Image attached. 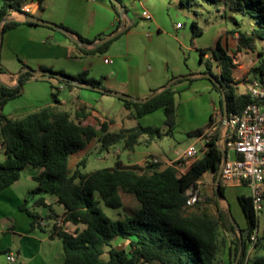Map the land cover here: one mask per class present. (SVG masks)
<instances>
[{
	"label": "trees",
	"instance_id": "obj_1",
	"mask_svg": "<svg viewBox=\"0 0 264 264\" xmlns=\"http://www.w3.org/2000/svg\"><path fill=\"white\" fill-rule=\"evenodd\" d=\"M38 1L39 9L44 10V0ZM106 1L119 16L115 27L117 30L122 24L119 9L112 0ZM119 1L123 3L130 19V22L124 25L123 32H126L138 22L130 17V7L125 0ZM205 1H223L228 9L254 19L253 26L246 32L238 29L226 31L227 34L237 35L238 51L243 47L253 48L256 39L264 38V0ZM13 11L31 15L23 10L22 1L2 0L0 24L7 19L3 24L4 34L23 23L9 19ZM24 23L35 24L27 20ZM192 30L194 36L203 32L196 21H192ZM119 36L120 34L115 38ZM102 37L104 35L97 39ZM79 38L90 41L82 36ZM115 38L93 48L81 47L69 39L85 54H102ZM221 43L222 37L213 50V56L206 60L204 72L212 73L225 88L230 114L242 110L252 102V99L246 93H239L233 85V74L237 67L235 56ZM206 53L207 51L201 50L202 63ZM214 65L219 69L218 72L214 70ZM40 69L60 73L65 78L55 75L37 76L26 71L19 77L15 86L0 82L1 108L11 99L20 96L25 82L33 77L49 80L53 88L52 103L34 112L21 117H11L0 111V147L4 148L6 154V158L0 161V191L18 181L26 166L41 168L34 177L36 187L28 193L20 208L32 217V226H40L44 219L53 220L50 231L52 235L62 239L65 254L63 264H215L219 261V253L228 242L230 264H234L241 247L240 234L234 227L228 208L221 203L214 188L222 164L223 153L218 141L222 138L223 119L215 130L205 131V128H198L188 133L190 136L202 135L206 147L203 148V155L194 160L183 172H179L177 167L183 162L181 159L173 164L164 161L125 164L118 159L115 166L85 173L82 167L88 162L87 154L77 162L74 169L70 166L72 155L87 149L94 141L100 145V150L109 151L121 141L124 142L125 149L134 150L135 146L143 141L152 143L165 136H173L177 125L178 93L174 85L186 79V76H181L146 102L122 98L125 107L134 110L130 113L131 117L138 118L163 109L167 130L141 124L111 130L110 123L113 121L107 120L100 123L101 134L98 135L94 125L84 124L87 108L82 107L76 112L63 109L60 107L59 95L61 85L81 87L75 82L77 80L102 88L101 80L89 78L87 70L72 75L62 70L55 71L45 67ZM0 70L4 72L1 65ZM253 71L254 77L249 80L258 79L256 74L261 73V80L264 81L263 65L254 67ZM53 79L57 84L52 81ZM212 84L213 89L219 94L223 114L221 89L215 82L212 81ZM213 122L214 118H211L209 128ZM223 147L227 149L226 140L223 141ZM208 176H211L214 182V197L204 198V201L201 200L192 206L187 205V188ZM221 191L225 195L226 186L222 178ZM122 192L133 194L141 207L133 214L113 218L104 211L101 203L109 208H123ZM47 195H56L57 203L64 206L63 222L84 224L85 227L71 232L59 224L58 214L53 212L43 219L34 207L45 206L52 209V205L46 200ZM238 201L246 220L245 227H240V230L242 232L248 229L243 238L239 264H248L250 261L248 252L254 255L252 264H264V233L261 235L258 233V213L254 210L252 198L240 194ZM208 205H214V213L209 211ZM221 230H224L226 235L221 237ZM254 233L256 239L252 240L251 236ZM117 237L127 239L129 247L114 245Z\"/></svg>",
	"mask_w": 264,
	"mask_h": 264
},
{
	"label": "crops",
	"instance_id": "obj_2",
	"mask_svg": "<svg viewBox=\"0 0 264 264\" xmlns=\"http://www.w3.org/2000/svg\"><path fill=\"white\" fill-rule=\"evenodd\" d=\"M1 2L2 0L0 3ZM22 3L23 6H31V15H35L40 10L38 0H23ZM125 3L130 9H136L138 5H141L143 11L147 10L150 12V10L145 7L144 3H142V0H125ZM43 5V19L58 25H63L70 33L78 37L82 36L90 41L97 40V37L101 35L106 36L113 33L119 20L116 11L106 0H44ZM151 15L152 17L150 19L143 17V15L142 17L153 20L154 22V15L152 13ZM25 16V14L17 11H13L9 15V19H14L23 23L15 28L9 29L3 36L0 52V65L4 68V72L1 71L0 73V79L3 82L15 86L17 84V76L23 67H25L24 65H29L35 69L45 67L55 71L62 70L72 75H78L87 70V76L89 78L101 80L102 88L120 91L136 98L144 99L150 96L154 90L164 87L171 78L190 73V77L186 76V79L174 85V88L178 91L176 95V106L178 111L180 114H186L187 118L190 120L198 119L200 114L205 111L207 116L209 115V120L204 122V126L201 127L205 128V131L213 130L212 127L209 128L208 126L211 118H214L216 123L217 119L220 118L221 109L219 94L213 89L212 80L203 75L205 73L204 69L191 72L187 67H176L172 70H166V72H162V70L161 72H152L151 70L147 73L144 72L142 64L140 65L137 63L131 65L132 63L130 62L125 64L122 63L121 58L129 57L133 48L131 44H129V40L126 42L125 48L123 47L124 43H118L120 41V36H122V34L131 36L133 28L136 25L131 27L128 31L122 32L119 37L115 38L105 53L85 54L70 40L71 38L67 33L47 25L24 23V21H26ZM129 22V18L125 19V23L128 24ZM181 27H183V25L177 22V28L180 29ZM156 29L158 33H160L161 28L157 23ZM148 36H150V34H148ZM206 56L209 57L210 54L206 53ZM105 59H109L110 61H106ZM9 63L15 64L12 70L7 66ZM200 64H202L201 57ZM151 69L154 70L153 66ZM190 78L191 80H189ZM35 79L37 82L47 83L52 87L51 82L45 78ZM79 85L81 87L77 88H71L65 85L60 86V94H62V98L60 99L61 108L76 112L82 107H86L87 117L84 119V124L94 125L98 135L101 134L100 123L107 120L113 121L110 123L111 130L115 127L119 129L124 127L118 123L109 108L105 105V103H108L125 107L121 97H119V101H116L112 99V97H106L111 96V94L90 88L84 82H81ZM200 89L204 91L197 93ZM178 97L181 99L179 105H177ZM99 105L102 106V109H99ZM210 106H212L211 109ZM158 110L163 111V109ZM143 116L138 118H142ZM175 133L176 129L171 137H174ZM193 137L195 138V143H202L204 148V137L202 135ZM198 137H201V139L197 141ZM97 145L96 143V146ZM191 145H189L188 148ZM202 146L199 150L201 151V156L204 152ZM187 149L183 152L176 151V156L173 158L153 153L149 155L157 156L167 164H173ZM148 156H146L145 159ZM201 156H196L191 159L190 164ZM5 158L6 154L4 148L0 147V161H3ZM145 159L138 164H143ZM181 160H183L181 165H185L186 160L184 158ZM40 171L41 168L28 165L22 170L18 181L0 191V264L64 263L65 254L62 239L51 234L50 228L53 226V220L48 221L44 219V217L51 212L58 214L57 220L61 216L64 217L65 209L61 213H57L54 210V205L58 204L57 196H46L47 202L52 205V209H50L48 214L43 215L37 211V206L34 207V210L44 219V223L42 222L40 226H32V217L20 208L28 193L36 187L37 182L34 177ZM201 181L203 183L204 180ZM234 187L237 186L227 185L226 190ZM112 209L117 210L120 208ZM59 224L71 232L81 230L85 227L84 224H74L72 222H63ZM122 241L128 240L123 239ZM229 245L230 242H228L225 251L219 257L218 264H230L231 256ZM9 254L15 256V261H9L7 259V255Z\"/></svg>",
	"mask_w": 264,
	"mask_h": 264
},
{
	"label": "rangeland",
	"instance_id": "obj_3",
	"mask_svg": "<svg viewBox=\"0 0 264 264\" xmlns=\"http://www.w3.org/2000/svg\"><path fill=\"white\" fill-rule=\"evenodd\" d=\"M142 3H144L145 7L154 15L155 21L153 22V20L142 17L143 7L141 5H138L136 9H130V17L137 20L138 24L133 28L131 36L127 34H122V36H120V41L118 43H124L123 47L125 48V44L129 40V44H131L133 48L131 55L129 57L127 56L128 59L127 57L121 58L122 63L125 64L130 62L132 63L131 65L137 63L140 65L142 64L144 72L147 73L151 70L152 72H161V70L162 72H166V70H172L176 67H187L191 72L198 69L203 70L206 66V60L213 56V50L217 47L218 41L222 37L221 44L235 56L237 67L233 74V85L239 93H246L245 84L247 80L254 77V67L263 65L264 71V38L256 39L253 48L243 47L242 50L238 51L237 35L234 36L230 33H226V31L233 29H238L242 32L248 31L254 23L252 17L228 9L223 1L207 2L205 0H183V2H181V0H142ZM192 21H196L198 26L202 29L203 32L201 35L194 36ZM155 22L160 25V33H158L156 29ZM177 22H180L183 27L178 29ZM148 34H150V36H148ZM201 50H205L207 54H210L209 57L206 55L203 56L204 62L202 64H200V57H202ZM7 66L12 70L15 64L9 63ZM152 66L154 70L151 69ZM213 68L215 71H219L215 65ZM189 74L190 73L179 76H188ZM256 76L258 79H261L262 74L257 73ZM52 81L57 84L55 79ZM203 91V89H200L197 93ZM52 92L53 88L50 87L49 84L40 81L37 82L35 78H31L25 82L23 93L7 102L2 108L0 107V111L12 117H21L47 104H51ZM106 97H112V99L119 101V97L115 95ZM59 98H62V94L59 95ZM180 102L181 99L178 97L177 105H179ZM105 105L109 108L118 123L124 127H133L141 124L142 126L160 127L164 131L168 129L165 124L166 118L162 110H157L142 118H137L130 116V113L134 112L133 109L128 110L117 104L105 103ZM101 107L102 106L99 105V109H102ZM211 107L212 106H210V109ZM220 117L223 119L222 113H220ZM176 119L177 125L175 127L176 133L174 137L167 136L162 140H157L152 143L143 141L136 145L134 150L125 149L124 142L122 141L112 146L109 151L100 150V145L98 144L96 146V143L93 142L90 143L88 149L80 150L72 155L70 166L74 168L77 162L86 154L88 156V162L86 166L82 167V171L85 173H91L99 168L115 166L118 159L125 164L143 162L145 157L151 153L173 158L176 156V151L183 152L189 145L195 143V138L190 136L188 132L204 126V122L209 120V115L207 116L204 111L200 114L198 119L190 120L187 118L186 114H180L177 109ZM118 129V127H115L112 130ZM201 146L202 143H196V148L198 150L201 149ZM197 156H201V151L198 152ZM213 184L214 182L211 176L204 179L202 183L204 191L202 201L206 198L214 197ZM240 194L251 196V188L246 184H242L234 188H228L225 191L226 199L230 205L231 213L235 221L240 227H245V216L238 201V195ZM122 196L124 200L123 208L114 210L101 203L104 211L111 217L121 218L125 214H133L141 207L140 202L133 194L122 192ZM221 203L227 207V202L225 200H222ZM262 204L263 207L258 212V233L260 235L264 233V200ZM36 209L43 215L50 212V209L44 206H37ZM64 209V206L61 204L54 205V210L57 213H61ZM208 209L212 213L215 212L214 205H208ZM220 234L221 237L226 235L224 230H221ZM122 240L123 238L117 237L114 240V245L128 248L129 242ZM224 251L225 247H223L221 253H219V257ZM249 255L250 261L248 264H252L254 255L248 252V256ZM215 264H218V262Z\"/></svg>",
	"mask_w": 264,
	"mask_h": 264
},
{
	"label": "built area",
	"instance_id": "obj_4",
	"mask_svg": "<svg viewBox=\"0 0 264 264\" xmlns=\"http://www.w3.org/2000/svg\"><path fill=\"white\" fill-rule=\"evenodd\" d=\"M23 10L30 13L32 8L24 5ZM143 17L150 19L151 13L147 10L142 12ZM110 61L109 59H105ZM246 94L250 96L252 102L247 104L242 110L229 114V120L225 130L221 126L222 138L218 143L223 146L226 140L225 161L222 160L221 178L225 186H239L246 184L251 188L254 210L258 213L263 207L264 200V81L261 79L247 80ZM222 118L213 122L212 128L215 130ZM224 130V131H223ZM201 137L197 138V141ZM204 147H206L204 145ZM224 148V147H223ZM199 150L196 143L191 145L178 160L184 158L185 165L178 164L179 172H183L189 165L191 159L195 158ZM161 158L149 156L144 164L148 162H159ZM187 205L192 206L203 200L204 191L202 181L187 188ZM64 217L58 219L63 223ZM44 223V221H43ZM252 240L256 239V234H252ZM9 261H15V256L7 255Z\"/></svg>",
	"mask_w": 264,
	"mask_h": 264
},
{
	"label": "water",
	"instance_id": "obj_5",
	"mask_svg": "<svg viewBox=\"0 0 264 264\" xmlns=\"http://www.w3.org/2000/svg\"><path fill=\"white\" fill-rule=\"evenodd\" d=\"M118 7L119 9V12H120V15H121V18H122V24L120 26L119 29L115 30L113 33L109 34V35H106L102 38H99L95 41H86V40H83V39H80L77 35L73 34V33H70L67 29H65L64 27H61L51 21H48V20H45L42 18V10H39L35 15H26L25 16V20L27 21H31L35 24H42V25H47V26H51V27H54L58 30H61L65 33H67L69 35V37L74 41L76 42L79 46L81 47H87V48H93V47H97V46H100L106 42H108L109 40L115 38L116 36H118L119 34H121L124 29H125V19L128 18V12L126 11L123 3L119 0H112ZM7 19L3 20L2 23L0 24V52H1V47H2V43H3V36H4V33H3V24L4 22L6 21ZM26 71H29L31 73H33L34 75H55L56 77H59V78H65L64 75L60 74V73H54L53 71L51 70H43V69H35V68H32L30 66H25L23 67V69L20 71V73L18 74L17 76V82L19 80V77ZM0 73H1V70H0ZM205 77L207 78H210L213 82H215L221 89V92H222V97H223V120H222V129L224 127H226L227 123H228V120H229V109H228V100H227V93H226V90L225 88L223 87V85L221 84L220 81L217 80V78L210 72H206L203 74ZM187 77H190V75H188ZM179 78H181V76H177V77H174L172 80H170L164 87L156 90L155 92H153L150 96H148L147 98H144V99H139V98H136L134 96H131L129 94H126V93H123V92H120V91H115V90H111V89H106V88H99V87H94V86H91V85H87L88 87H91L93 89H96V90H99L101 92H104V93H107V94H111V95H115V96H118V97H121V98H124V99H129L131 101H138V102H146L148 100H150L151 98H153L154 96L158 95L164 88L172 85L175 81H177ZM0 81L8 86H11L5 82H3L1 79ZM76 83H79L81 84L80 81H75ZM219 146L220 148L222 149V160L223 162L225 161V150L223 148V146L219 143ZM221 174H222V165L219 169V172H218V175H217V178H216V181H215V184H214V188H215V191H216V194H217V197L222 201V200H225L227 202V208L229 210V213H230V217L233 221V224H234V227L236 228V230L239 232L240 234V241H241V247H240V250H239V253L237 255V258L234 262V264H239V260H240V257H241V254H242V250H243V238L246 236L247 232H248V229H244L242 232H241V228L240 226L237 224V222L235 221L232 213H231V208H230V205L226 199V196L222 193L221 191Z\"/></svg>",
	"mask_w": 264,
	"mask_h": 264
}]
</instances>
